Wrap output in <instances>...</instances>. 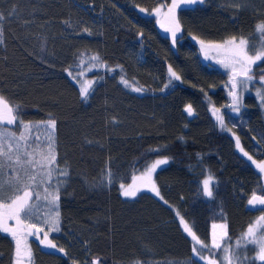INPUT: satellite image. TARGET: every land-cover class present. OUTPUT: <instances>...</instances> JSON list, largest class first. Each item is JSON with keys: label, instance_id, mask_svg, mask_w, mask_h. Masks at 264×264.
Here are the masks:
<instances>
[{"label": "trees", "instance_id": "obj_1", "mask_svg": "<svg viewBox=\"0 0 264 264\" xmlns=\"http://www.w3.org/2000/svg\"><path fill=\"white\" fill-rule=\"evenodd\" d=\"M170 3L0 0L5 17L0 22V94L20 106L30 125L7 126L16 127L17 137L23 134L25 140L18 150L16 141H4L5 153L12 146L13 160L0 157V181L5 183L0 196L10 203V197L22 194L7 184L16 176L17 187L31 186L40 198L33 197L35 218L25 222L48 231L43 221L58 210L61 230L49 233V239L67 253L45 248L34 236L28 241L31 264H203L192 251L200 246L184 231L181 217L206 244L212 225L226 224L233 247L244 234V221L256 212L248 199L264 197L263 186L250 187L239 204L235 194L243 182L264 179L236 147L238 137L253 160L264 161V108L255 94L264 65L253 66L257 83L241 97L236 114L226 107L231 101L228 76L204 63L197 45V40L225 43L233 37L259 44L256 25L264 22V0H205L196 11L178 10L181 32L175 43L153 15L139 13ZM92 56L100 58L103 69L88 73L93 84L85 102L75 74ZM169 66L181 79L165 87ZM133 86L143 93L133 92ZM186 105L192 106V116L184 111ZM213 107L220 109L226 129L219 127ZM50 118L56 120L54 131L43 123ZM25 152L34 167L15 163L16 155L26 159ZM50 155L69 173L53 172L52 185L63 182L56 205L51 196L45 200V187L53 191L42 168ZM165 157L169 163L153 174L160 196L148 189L135 198L121 196L120 183L130 184L146 165ZM108 168L117 177L114 184L104 183ZM207 175L214 177V199L200 194ZM13 251L11 236L0 233V264H13ZM215 251L203 255L220 264L222 250ZM241 256L249 264H264L252 259L253 246Z\"/></svg>", "mask_w": 264, "mask_h": 264}, {"label": "snow or ice", "instance_id": "obj_2", "mask_svg": "<svg viewBox=\"0 0 264 264\" xmlns=\"http://www.w3.org/2000/svg\"><path fill=\"white\" fill-rule=\"evenodd\" d=\"M204 4L205 0H171V3L167 5V11L162 14L164 20L161 22L160 26L163 27L166 32L171 33L173 43H175L177 39V33L181 32V23L177 16V11H196ZM236 6L239 7V4ZM140 12L146 13L147 10L141 8ZM153 12L155 15L160 16L161 8L158 7L154 9ZM153 12H147V14L152 15ZM13 14L14 11L9 13V16ZM4 18V15L0 14V22H3ZM85 31H87V29H85ZM256 31V38L259 40V44L253 43L249 45L246 39L241 38L237 41L235 37L225 41L224 44H205L203 40L199 41L201 49L205 53V57L208 56V52L210 50H214L218 54L220 52H224L226 54L225 60L218 61V63L222 64L225 69H228L231 72V90L229 91L231 101L226 107L230 109L231 112L236 114H239L242 103V98L237 94L236 91L237 85L239 84L244 91L249 89V85L254 86L257 81L254 80L255 73L253 72V66H257L258 62H261L262 65H264V22H260L256 25ZM2 37L3 30L0 28V43H3ZM249 51L252 52L251 55L249 54ZM99 59L100 58L98 56L91 57V60L93 61H99ZM168 72L170 74V79L168 85L165 87L171 85L173 80L179 81L181 79V77L172 69L171 66H169ZM68 74L72 75L70 71ZM73 79H76V77H73ZM122 82L125 83V85L128 83L126 80H123V78ZM259 83L261 87L257 90L256 95L261 102L260 106L264 108V71L260 72ZM92 84V81H85V83L81 85L80 95L82 99L85 100V102L91 94L90 90L92 89ZM134 91L139 92L140 89L136 88ZM209 103H211V101H209ZM184 111L189 116H192L194 110L191 105H186ZM211 111L216 117L219 127L222 130L226 129L224 116L220 114V109L213 107ZM43 123H45L46 127L52 129L53 131L55 130L56 120L54 118H50L48 121ZM7 126H22L24 128L30 127V125L25 124L23 121V113L20 106L10 104L3 94H0V157L7 155V159L11 161L13 160V156L11 154L12 146L9 144L8 152L5 153V139L16 141L18 150L19 142L24 141L25 137L23 134L17 137V128H9ZM236 147L243 153L245 157H247L249 161L252 162L253 165H255L257 169H259L260 173H264V161L257 163L255 160H253L252 156H250L248 152H245L241 147L238 137L236 138ZM25 157L26 159L22 160L19 155H16L15 163L20 164L21 166H23V164H29L34 167L35 162L31 159L30 154L25 152ZM168 163L169 158L167 157L157 159L150 165H146L144 171L140 175H134L130 184L120 183L119 188L121 190V196L125 198H135L143 189H148L154 192L156 196H160L159 190L157 189L153 180V173L158 168L163 165H167ZM53 165H55V167H53ZM0 167H3L2 160H0ZM45 167V175L47 176L46 184L51 186L53 189L52 192H49V187H45V200L48 199V196H51L52 199L50 203L56 205L59 200V191L63 182L57 181L55 185H52L53 172H55L57 176L62 177H67L69 173L66 169H61L59 167L55 155H50L47 158V165H42V168ZM105 175L107 176V180H105L104 183H116L117 177L114 173H112L110 168L105 170ZM30 179L34 181L35 177H31ZM7 184L17 193L22 191V194H16L14 197H10V203L3 202V197L0 196V233L10 235L14 241L13 264H26V260L28 261V264H31L32 252L26 242V236H35L39 241V244L43 245L45 248L67 255L64 248L58 247L51 239H49V233L59 232L61 230L59 211L57 210L54 216H49L43 221L44 224L48 225V231H45L43 227H39L36 223H26V220L35 218V205L31 203V201L33 200L34 196L35 199H39V194H34L31 190V186L22 188L17 187V185L20 184L19 176H16L14 179H10L7 181ZM200 185V194L206 198L214 199V177L212 175H207L206 178L200 182ZM4 187L5 183L0 181V192L4 191ZM160 198L163 199V197ZM165 203H167V201H165ZM247 203L249 206L254 208L258 205L264 206V197L253 194L251 198L248 199ZM261 210H264V208ZM9 221H15V225L10 226ZM261 222H264V216L259 217L256 222L250 224L242 237L235 242V245L233 247H229L228 241L230 238L228 237L226 224H213L211 242L210 244H206L197 237L196 233L193 231V227L190 226L183 219V217L180 219V223L183 225L184 231L192 238L196 245L200 246L199 248L193 246V254L200 261H204L207 259L203 255L204 250H207L212 255L216 254L215 250H222L223 255L221 257L220 264H225V262H227V264H249L248 258L241 256V251L247 250L249 245L253 246V250L256 251V256L252 259L264 262V231H261V228L264 227V225H262ZM217 229L220 230L219 233H217ZM40 233H43L42 238ZM222 242L225 244L223 248ZM91 264H99V261L93 260ZM209 264H217V262L216 260H209Z\"/></svg>", "mask_w": 264, "mask_h": 264}, {"label": "rangeland", "instance_id": "obj_3", "mask_svg": "<svg viewBox=\"0 0 264 264\" xmlns=\"http://www.w3.org/2000/svg\"><path fill=\"white\" fill-rule=\"evenodd\" d=\"M160 8H161V15L160 16L155 15L154 12H153L152 15L156 18V21L158 22L159 28L160 29H164L163 27L160 26V24L164 20L162 14L167 11V7L166 8L165 7L164 8L163 7H160ZM139 13L141 15H147V12L146 13H142V12H140V10H139ZM205 44H209V43L208 42H205ZM212 44H224V43H212ZM197 45L199 46L200 51L202 53V61L204 63H206V64L212 65V66L220 69L221 71H223L228 76V95H229V91L231 90V84H230L231 72L228 69H225L222 66V64L218 63V61L225 60L226 54L224 52H220L218 54L216 51L210 50L208 52V56L205 57V53L201 49V45L199 43V40H197ZM93 69H95V70H102L103 69V66H102V64H100L99 61H93L91 59L86 60V62L84 64H82V66L79 68V71L75 74V75H79V77H80V83H81L80 86L83 85L85 83V81H92V80L88 79L87 75ZM135 87L136 86H133L131 88L133 92H135L137 94L143 93V91L141 89H140L139 92L134 91V89L137 88V87L136 88ZM250 87H251V85H249V89L247 91H244V90H242L241 86L238 84L237 85V89H236L237 94L240 95L241 97H243L244 95H246V94H248L250 92ZM257 90H258V88H257ZM257 90H255V94H256ZM229 98H230V96H229ZM241 108H242V106H240V110H241ZM261 186L264 187V179H261V180H259V179L253 180L251 182V184H249V185H247L246 182H243L242 185H241V188L239 187V188H236L235 189L236 190L235 191L236 192L235 193L236 194V203L239 204L240 202H243V200L245 201V199H246L245 196L246 195H249L248 189L250 187H252L253 188V191H254V189H258ZM143 190H147V189H143ZM253 191H251V193ZM261 216H264V211H257V212L251 213L250 216H249V219H247L248 221L245 220L244 221L245 223L243 222L244 223V226H242V227L245 230L244 233L246 232V230L248 228V226H247L248 222L251 219H254V221L251 223V224H253ZM261 224L264 225V222H261ZM9 225L10 226H14L15 225V221H9ZM217 225H219V224H217ZM216 231H217V233H219L220 230L217 229ZM261 231H264V227L261 228ZM32 237H34V236H26V242H27V244H28L29 239H31ZM249 247H252V246L249 245ZM241 253H243V254L246 255V250H242ZM209 260H211V259H205L204 261H202V263L203 264H209ZM259 262H261V261H259ZM262 263H264V262H262ZM26 264H28V261L27 260H26Z\"/></svg>", "mask_w": 264, "mask_h": 264}, {"label": "water", "instance_id": "obj_4", "mask_svg": "<svg viewBox=\"0 0 264 264\" xmlns=\"http://www.w3.org/2000/svg\"><path fill=\"white\" fill-rule=\"evenodd\" d=\"M180 34V32L177 33V36ZM257 196H260V195H257ZM250 210L252 211H264V210H261L262 208H264V206H256L255 208L252 207V206H249Z\"/></svg>", "mask_w": 264, "mask_h": 264}]
</instances>
